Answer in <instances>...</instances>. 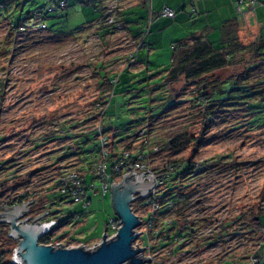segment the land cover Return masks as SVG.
Masks as SVG:
<instances>
[{
  "label": "rangeland",
  "instance_id": "rangeland-1",
  "mask_svg": "<svg viewBox=\"0 0 264 264\" xmlns=\"http://www.w3.org/2000/svg\"><path fill=\"white\" fill-rule=\"evenodd\" d=\"M46 1L0 0V5L6 6V11L0 13V161L7 163V169L0 171V205L15 197L16 193L30 190L37 191V205L41 207L44 200L40 194L64 173L70 171L81 177L84 175L87 184L94 186L87 192L90 204L83 209L81 203L62 202L59 193H50L53 199L46 208L48 211H41L44 221L41 219L39 222L55 221H48L49 214L51 218H56V222L66 220V223L70 222L69 225L51 227L53 233L50 236L54 243L66 246L72 242L87 246L94 244L95 240H102L107 221L115 217L110 191L103 194L96 171H90V167L99 160L98 152H91L95 148L92 131L100 126L102 130L109 127L119 130L120 138L134 134V118L142 111L133 113L131 110L140 104L136 102L140 101L143 105L155 98L156 93L149 92L148 86L157 83L160 76L156 74L169 65L164 58L165 50H151L153 55L142 62L149 53L148 46L138 51L123 34L109 32L101 37V32L97 34L95 28L82 26L85 20H98L99 16L92 10V14L87 10L73 13L74 8L69 11V7L56 10L43 19L47 29L30 31L26 30L25 24H20L16 35H13L11 22L25 20L28 13L44 6ZM85 9L90 8L85 6ZM61 14L70 16L67 21L61 22ZM87 15L89 18L94 15V19H88ZM102 26L108 29L104 24ZM23 27L26 32L20 31ZM148 28L143 30L144 37ZM247 35L237 30L241 43L247 44L252 40ZM136 60L143 63L142 69L134 65ZM100 64L105 67L102 72L108 75H118L128 67L131 73L128 76L130 79H127L129 82L147 79L135 85L133 92L122 94L118 89L111 100L107 98L105 107L103 103L107 93L99 92L98 76L95 74ZM257 75H264V71ZM141 86L144 89H140ZM134 102L136 104H131ZM150 104L154 105L148 102L143 107ZM102 112L103 118L99 116ZM198 117L188 104L180 106L176 112L158 122L154 121L148 134V145L152 148H161L165 141L185 129L189 131V138L202 135L192 160L204 165L203 168L173 183L185 193L195 192L189 197V203L193 206L185 213L189 225L196 230L191 232L193 242H188L190 239L187 237L186 244H182L173 257L168 255L171 248L165 246L151 252L145 251L143 256L150 260V264H253V257L258 259L259 264H264V242L257 251L254 246L257 238L251 242L247 238L253 234L238 229L241 228L240 223L246 225L248 217H253L258 208L264 211V124L250 123L253 116L245 113L243 108L219 113L215 122L206 129L201 126ZM61 126L68 127L66 135L61 132V129L65 130ZM54 135L58 138H53ZM139 144L135 143L134 147L138 148ZM75 145H79L80 150ZM116 148L118 152L125 149L123 143ZM191 153V145L184 146L176 153L158 152L147 159L150 164L146 166V172L154 173L152 170L160 169L167 163L188 159ZM64 155L69 156L63 158ZM125 174V170L122 171L117 183ZM152 190L145 199L153 195ZM165 191L166 187L159 186L154 194ZM145 199L132 203L139 218L145 217L148 212L153 213V207H141V201ZM170 211L169 217L164 218L166 221L176 216L174 209ZM2 212L0 210V214ZM246 213H250L247 219L241 217L237 220L240 214ZM31 216L33 213L25 215L29 219ZM203 218L211 221L210 226L201 223ZM222 220L232 224L226 233L230 241L198 244L200 238L207 239V236L218 232ZM261 222L264 226V215ZM3 229L6 232L7 225ZM138 231H147L143 223ZM158 240L150 239L147 242L146 234H143L135 246L158 247ZM16 247L14 243L9 244V256L12 257Z\"/></svg>",
  "mask_w": 264,
  "mask_h": 264
},
{
  "label": "trees",
  "instance_id": "trees-1",
  "mask_svg": "<svg viewBox=\"0 0 264 264\" xmlns=\"http://www.w3.org/2000/svg\"><path fill=\"white\" fill-rule=\"evenodd\" d=\"M54 3L57 4L58 2ZM44 6H40L34 12L28 13L26 19L23 21L18 20L17 23L10 21L13 26L11 27L13 35H16L17 26L26 24L30 18H36L38 21L47 19L45 15L37 17ZM4 11H6V6L1 4L0 13L3 14ZM105 26L108 28L107 30L103 26L99 28L101 37L109 32H118L114 24H105ZM121 28L120 26V30ZM227 30L229 34L227 33L221 39L218 46H214V43H210L206 39L194 36L189 40H181L172 44L171 59L168 68L156 74L157 77L160 76L157 83L148 86L150 88L148 91H154L156 96L153 100H148L146 103H143L145 105L148 102H153L154 105L150 104L149 107L144 108L142 102L138 101L136 103L140 104L134 107V110H131L133 113L139 110L142 111V113L136 115V118H134L136 127L134 134L120 138L118 136L120 133L119 130H115L113 127L102 130L100 126L96 129L94 128L92 131L94 133L95 148L91 152H98L99 160L94 165L92 164L93 166L90 167V171L94 170L96 173L100 166H105L107 171L112 172L114 166L119 164L125 152L130 153V158L127 163L133 164L139 157H142L143 162L149 165L150 163L147 159L156 155L158 152L176 153L181 151V148H184V146H192L190 158L173 161L165 164L160 169L152 170L155 175L158 174L163 178L161 188L166 187V191L163 194L156 192L157 195L153 194L149 198L141 201V207L143 208H152L153 205H163L155 213L148 212L145 217L140 218L145 227L150 226L147 227L145 233L146 241L148 242L150 239L153 240L156 238L159 239V246L151 247L149 251L164 246L170 247L171 249H169L168 255L173 257L179 252L182 244H186L187 237L190 239L188 242H193L191 240L193 233L191 234V232H195L196 230L192 225H189L187 220L188 216L185 213L193 206L189 203V197L195 192L185 193L181 188L175 187L173 183L178 182L186 174L199 172L203 168L202 166H204L192 160L201 143V134L198 137L194 136L189 138L187 137L189 131L185 129L182 133L178 132L174 138L165 141L160 146L161 148L156 147L158 152L154 151L155 147H149L148 134L152 130L154 121L158 122L163 117L172 114L174 111L176 112L178 107L188 104L190 108L195 110L197 117L199 116L198 118L201 119V126L205 129L211 123L215 122L219 113L234 111L237 108H243L245 113L253 116L249 120L250 123L264 124V75H257L260 74V71H264V40L262 38H256L244 44L237 37V24H234L232 28L230 27ZM133 60L134 58L132 57ZM104 69L103 64L98 65V68L95 69L97 71L95 74L98 76L97 85L99 86V92L101 94L107 93L105 102L103 103L105 107L108 104L107 98L109 97V100H111L118 89L122 94L133 92L135 85H139L147 79L146 77V79H139L134 82L127 81V79H130L128 76L131 75L128 67H125L118 75H108L102 72ZM256 75V78L253 77ZM140 89H144V87L141 86ZM99 116L103 118L104 113L102 112ZM236 126L239 125L236 124ZM61 127L65 128V130L61 129V132L63 135H66L68 127ZM111 136L112 138H110ZM53 138H58V136L54 135ZM102 139L105 140L106 144L102 142ZM108 140L110 141L109 143H107ZM84 142L86 143L87 141ZM137 142H140V144L138 148H135L134 144ZM73 143L75 144L74 141ZM122 143L125 149L122 152H118L116 146ZM75 146L77 150H80L79 145ZM70 150L72 149L70 148ZM68 156L64 155L63 158ZM6 165V161H0V171L6 170ZM96 173L95 175L97 176ZM180 187L183 186L181 185ZM139 200L137 199L136 202H140ZM38 201L37 191L31 192L27 190L22 194L16 193L15 197L8 199L3 205H0V210L12 209L15 206L27 202H32L33 205H36ZM168 205H172V207L168 208ZM34 207L32 208L34 209ZM131 208L135 213L134 207L131 206ZM172 209H174L177 217L175 216L174 219L170 220L169 224H165L166 220L164 218L169 217L172 213L170 210ZM43 210L45 209L32 210L31 213H33V216L30 217V220L42 215L43 213L39 212ZM263 215L264 211L258 208V212L252 215L253 217H248L250 213H246L243 215L240 214L237 219L240 220L241 217H246L247 219L248 217L245 223L246 225L244 226L243 223H240L241 225L239 227L241 228L238 229L244 230L246 233H250V235L253 234L251 238H247L251 242H254V238H257V241L254 243L257 251L264 242V226L261 222ZM65 223L66 220H62V222L57 223L56 227H60ZM201 223L208 226L211 221L203 218ZM231 225L228 221L222 220L218 232L207 236V239L200 238L198 244L207 242L206 245H212L219 243L220 240L223 243L230 241V239H227L226 233L232 228ZM4 227L6 225L0 223V264H12L11 256H9L11 253L9 244L14 243V245H17V241L15 242L14 239L9 237V227L7 226L8 229H6V232L3 229ZM50 238L51 236L48 234L41 238L39 243L46 245ZM178 241L180 243L176 244ZM253 258L257 260L255 264H259L258 259Z\"/></svg>",
  "mask_w": 264,
  "mask_h": 264
},
{
  "label": "crops",
  "instance_id": "crops-1",
  "mask_svg": "<svg viewBox=\"0 0 264 264\" xmlns=\"http://www.w3.org/2000/svg\"><path fill=\"white\" fill-rule=\"evenodd\" d=\"M59 1L65 3L63 9L66 7H69V11L72 8L76 9L75 11L73 9V13H84L87 10L92 14V10L95 15L99 16L98 20H93V22L85 20L81 24L82 26L87 25V28H95L96 33H100L99 28L102 27V24L109 25L107 23L108 18H114V22L119 23L122 27L117 33L125 35L129 44L134 45L135 50L138 49L139 51L148 46L149 53L143 57L142 62L153 55L151 50L159 49L160 52L165 50L164 58L169 65L172 44L181 40H189L193 36L206 39L218 46L221 39L227 35V29L232 28L234 24H237L239 31L248 34L250 39L262 38L264 40V0H47L46 3ZM85 6L90 9H85ZM165 8H169L175 13L173 19L161 15V11ZM56 10L60 11V9ZM69 16L70 14L67 16L61 14L59 18L63 22L64 20L67 21ZM91 17L93 18L88 16V19H94V15ZM147 26L149 28L144 37L143 30ZM142 62L139 63L136 60L134 65L142 69ZM82 177L87 184L85 176ZM55 186L56 183H52L48 190L40 194V196L43 195L41 197L44 202L41 207L37 203L33 205V207L35 206L34 209L32 208L33 211L46 209L50 205L53 197L49 194L58 193ZM59 198L62 202L73 203L67 197L60 195ZM82 208L84 209V207ZM49 215L48 221L56 220L55 217L51 218V214ZM40 216L43 214L38 217ZM42 221L44 220L42 219ZM45 222L47 221L45 220ZM69 223L63 225H69ZM105 231L107 234L110 233L107 229V223ZM94 242L92 245L83 247L92 249L100 240ZM71 243H67L64 247L73 248L80 245Z\"/></svg>",
  "mask_w": 264,
  "mask_h": 264
},
{
  "label": "water",
  "instance_id": "water-1",
  "mask_svg": "<svg viewBox=\"0 0 264 264\" xmlns=\"http://www.w3.org/2000/svg\"><path fill=\"white\" fill-rule=\"evenodd\" d=\"M154 188L151 174L130 171L122 176L118 183L110 188L111 206L119 228L115 235L108 238L105 231L102 240L92 249L83 246L54 248L40 244L41 238L53 233L51 225L40 223L43 216L29 222L25 218L31 213L32 205L25 203L0 214V223L9 227V237L17 241L13 251V263L16 264H150L143 256L145 249L136 247L140 237L138 229L142 225L140 218L132 211V203L145 199ZM29 206V207H27Z\"/></svg>",
  "mask_w": 264,
  "mask_h": 264
},
{
  "label": "built area",
  "instance_id": "built-area-1",
  "mask_svg": "<svg viewBox=\"0 0 264 264\" xmlns=\"http://www.w3.org/2000/svg\"><path fill=\"white\" fill-rule=\"evenodd\" d=\"M65 6L64 2L59 1L57 4L56 3H46V6H44L43 9H41L40 14L37 15V17H42V15H49L53 13L56 9H63ZM161 15L165 18L168 19H173L175 17V13L170 10L169 8H165L163 11H161ZM35 16V15H34ZM107 23L109 25L114 24L117 28V30H120V24L114 22V18H108ZM27 29L26 30H35V29H40V30H45L47 29V26L43 23L42 20H37L36 18H30V20L25 24ZM20 28V31L26 32L25 28ZM102 142L106 144L105 140L102 139ZM154 151H157L155 148ZM106 154V153H105ZM130 158V153H124L121 161L119 164H116L112 170V172L107 171V168L105 166H100L98 167L97 171V179L100 182V190L102 191L103 194L107 193L110 191V188L113 184L117 183V178L121 177V173L123 171V168L125 169V173L133 171L136 173L144 172L147 173V164L143 162V158L139 157L133 164L127 163L128 159ZM149 174H151L154 177L155 180V185L152 190V193H155V190L161 186L163 183V178L157 174V176L154 173H151L148 171ZM56 187H57V192L64 197L69 198L73 203H81L83 207H87L89 205V201L87 199V192L88 190L94 189V186L88 185L85 183L84 178L76 174V172H70L67 171L64 173L62 176H60L57 179L56 182ZM172 207V205H168V208ZM160 209L159 205H153V212H156ZM170 220L165 221V224H169ZM48 224L51 225V227L57 225L56 220L55 221H50ZM147 227H150L149 225ZM147 227H145L147 229ZM119 228V221L116 220L115 218L109 219L107 222V229L111 233V235L107 234V237L110 238L115 235L116 231ZM139 232V231H138ZM140 236L145 234L146 232H139ZM48 235V234H47ZM53 238L51 237L49 241L47 242L46 245L53 246L54 248H59V247H64L61 244H56L52 240ZM149 246V245H148ZM67 248V247H66ZM145 251H149L150 247H144ZM11 262L13 263V255L11 257ZM257 260L253 261V264H255Z\"/></svg>",
  "mask_w": 264,
  "mask_h": 264
},
{
  "label": "flooded vegetation",
  "instance_id": "flooded-vegetation-1",
  "mask_svg": "<svg viewBox=\"0 0 264 264\" xmlns=\"http://www.w3.org/2000/svg\"><path fill=\"white\" fill-rule=\"evenodd\" d=\"M26 218H28V217H25L24 219H26Z\"/></svg>",
  "mask_w": 264,
  "mask_h": 264
}]
</instances>
